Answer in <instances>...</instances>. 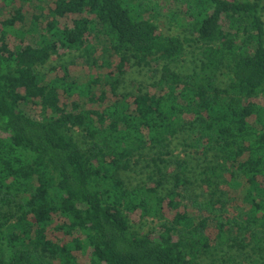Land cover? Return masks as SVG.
Returning a JSON list of instances; mask_svg holds the SVG:
<instances>
[{
  "label": "trees",
  "instance_id": "obj_1",
  "mask_svg": "<svg viewBox=\"0 0 264 264\" xmlns=\"http://www.w3.org/2000/svg\"><path fill=\"white\" fill-rule=\"evenodd\" d=\"M161 1L0 0V264H264V0Z\"/></svg>",
  "mask_w": 264,
  "mask_h": 264
},
{
  "label": "rangeland",
  "instance_id": "obj_2",
  "mask_svg": "<svg viewBox=\"0 0 264 264\" xmlns=\"http://www.w3.org/2000/svg\"><path fill=\"white\" fill-rule=\"evenodd\" d=\"M161 3H162V6L159 9L161 16H160L159 20H157V25L159 26L161 31L165 34H179L182 37H185L187 35V36L191 37V40L193 41V43L190 42V43L186 44V46H187L186 53H185V55H183L182 59L180 60L181 63L178 65V68L184 66L183 68H185V73H187L190 71V69L188 67V65H190V63L194 66L197 65V67H198V64L200 62L201 57H200V51H199L198 45H194L195 42L193 40V37L189 35V32H186V29H189L188 23L186 21H183V19H182L181 23H180V21L177 22L181 26H179L177 23L171 24V22H173L174 20L170 21V19L167 17V12H168V9H170V7L167 5V2L164 0H162ZM3 7H4V5L1 3L0 4V14H6L7 13L6 11H8V8L5 7L3 9ZM30 13L32 16L34 13H39V12L34 10V8L32 6ZM46 13H47V11H44V14H46ZM29 23H30V19L27 21V27L30 25ZM31 37L32 36L30 35L26 39H28L30 42L33 43L34 41H33V38H31ZM99 56H101L100 50H98V52L95 54V57H99ZM63 60H66V58L65 57H63V58H55L54 57L52 61H50L47 65L42 67L40 70L42 73H45V74L50 73L49 75H51L53 73V71H52L53 67H55L57 64H59ZM82 65H84V64L76 65L73 67V69L78 70L80 67H82ZM85 65H88V64H85ZM155 68L159 69V67L157 68V66H155ZM82 70L84 71L85 68H80V72ZM158 78H159V74H157L156 72H154V73L149 72L147 70V68H143V69L138 68L137 70H133V71H131L130 74H128V76L124 80V86H130L132 83L133 84H143L145 90L154 91L153 90L154 87H152V83L156 82L158 80ZM27 110H29V109H27ZM31 114L33 115V113H31ZM182 148L184 149L183 146H182ZM180 150H181L180 148L177 149L175 153L180 154ZM140 175H142V174H140ZM140 175H138V178H140ZM232 197H234V196L232 195ZM240 207H241V204H240L239 200H237V198H235V200L231 201L230 205L228 206L229 212L236 215V214L240 213V209H239ZM165 214H166L165 216L168 219H171L174 215V212L167 210V212ZM132 218L134 221L138 220V214L133 215ZM142 224H146L143 227L142 232H150V231H152L153 228L158 229V227H159L158 221L153 222L151 220H145L142 222ZM135 228L137 229L140 227L135 226ZM212 231H214V230L210 229L208 231L209 236H213L214 232H212ZM62 238H65V237L61 234L60 239H62ZM251 254H252V252H251ZM235 255L236 254H234V256ZM219 256H220V254H219ZM249 256H251V255L249 254ZM244 261H246V259H244ZM244 261L241 262L240 264H243Z\"/></svg>",
  "mask_w": 264,
  "mask_h": 264
}]
</instances>
